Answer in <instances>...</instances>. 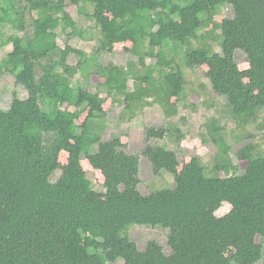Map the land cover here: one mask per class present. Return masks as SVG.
Listing matches in <instances>:
<instances>
[{
    "label": "trees",
    "instance_id": "trees-1",
    "mask_svg": "<svg viewBox=\"0 0 264 264\" xmlns=\"http://www.w3.org/2000/svg\"><path fill=\"white\" fill-rule=\"evenodd\" d=\"M70 4L100 29L91 55L61 44L60 32L86 37ZM224 6H231L234 16L218 22ZM0 24L15 30L0 43L13 46L0 61V75L12 73L28 94L14 93L10 107H0V264H114L119 258L124 264H256L263 259L264 154L257 143L234 153L246 161L241 171L225 125L212 117L204 140L218 149L213 174L199 155L178 173V154L153 144L155 127H149L143 155L155 176L168 172L175 183L149 194L130 192L125 186L141 183V155L129 152L119 135L103 138L105 98L98 91L85 94L75 77L89 79L94 67L107 94L128 101L131 112L158 102L172 115L178 111L172 98H181L187 84L182 66L165 55L173 45L182 49L186 67L208 66L213 92L246 126L264 107V0H0ZM211 25L220 31L221 51L192 47L199 31ZM127 40L138 56L134 67L99 64L101 55ZM238 50L247 55L248 69L239 68ZM72 54L79 58L76 64L69 62ZM147 58H156V64H147ZM84 111L88 114L79 122ZM63 151L66 167L52 181ZM84 157L103 173V191L88 178ZM224 202L231 210L217 216ZM133 224L168 228L171 252L155 239L140 249L122 235ZM228 247L235 255L225 254Z\"/></svg>",
    "mask_w": 264,
    "mask_h": 264
},
{
    "label": "rangeland",
    "instance_id": "rangeland-1",
    "mask_svg": "<svg viewBox=\"0 0 264 264\" xmlns=\"http://www.w3.org/2000/svg\"><path fill=\"white\" fill-rule=\"evenodd\" d=\"M68 10L80 29H86L84 34L86 37L69 36L67 33L60 32L61 44L69 43L91 55L99 43V37H101L100 29L96 26L93 18L82 13L75 5L70 4ZM88 12H92L90 6H88ZM233 16L232 7L224 6L216 16V21L220 22L224 18ZM14 32L15 30L11 25L0 24V43ZM219 32V30L213 31V25H211L209 28L199 31V38L193 39L191 46L194 48L205 47L220 52ZM131 47L132 42L130 40L116 43L112 51L105 52L99 57L98 62L103 65L114 63L125 69L134 67L131 64L138 63V56L130 51ZM173 47L172 45L166 48L165 55L169 60L174 58L182 66L186 74L187 84L181 98H172L173 105L178 108L177 113L172 115H167L165 108L158 102H152V100H150L151 104L131 112L126 108L130 106L128 101H123V99L121 101L115 100L113 96L107 94L105 86L101 84L104 79L96 73L94 67L89 79L82 77L80 74L75 77L76 81H80L87 88L84 91L85 94L86 91L90 90L93 92L98 91L105 98L103 110L107 114L105 120L107 127L103 133V138L107 140L113 135H119L129 152L141 155V183L125 186V189L133 193L149 194L157 189L171 187L175 183L174 176L168 172L155 176L151 162L143 155L146 129L149 127H155L154 137L151 139L153 144L164 145L178 154V173H182L185 170L192 157L199 155L206 164L209 174H213L212 166L218 149L211 140H204V137H206L205 123L212 117H219L222 124L225 125L227 140L233 149V159L240 165L241 171L246 168V161H238L234 155L241 147L252 142L257 143L264 154V129L262 128L264 124V107L259 111V118L255 122H251L246 126L239 125L231 117L226 99L213 92L208 79V66L203 65L195 69L186 67L182 60V49L177 50L173 49ZM12 48V45L0 47V61ZM78 60L79 58L75 54H72L69 58V62L72 64H76ZM236 60L241 70L250 67L245 52L238 50L236 52ZM156 62V58L146 59L147 64H156ZM159 68L169 69L166 65H161ZM129 86L130 89H133V80L129 82ZM14 93L21 98H25L28 95L24 87L16 84V79L12 73L4 72L0 75V107L9 108ZM71 109L74 110V108ZM87 114L88 111L81 113L79 122H82ZM168 130L169 133L167 134ZM67 159L68 153L63 151L60 155L59 168L51 177L52 181H56L59 178L66 167ZM82 166L88 178L93 182L95 189L103 191L105 181L103 173L95 168L86 157L82 160ZM230 210L231 204L224 202L216 214L217 216H223ZM168 233L169 229L162 225L133 224L124 230L122 235H129L131 239L137 242L140 249L145 248L148 241L155 239L164 246L167 253H170ZM257 240H260V238H257ZM235 253L236 250L233 247H228L225 250L227 256H233ZM107 264L112 263L107 262ZM114 264H124V260L119 258ZM256 264H264V257Z\"/></svg>",
    "mask_w": 264,
    "mask_h": 264
}]
</instances>
